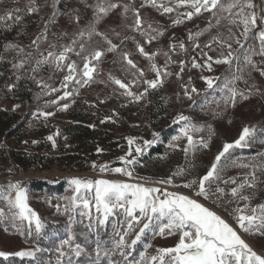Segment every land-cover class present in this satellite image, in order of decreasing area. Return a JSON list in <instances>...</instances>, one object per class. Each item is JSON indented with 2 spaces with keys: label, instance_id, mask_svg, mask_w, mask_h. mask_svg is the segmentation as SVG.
Listing matches in <instances>:
<instances>
[{
  "label": "snow or ice",
  "instance_id": "6c2138e0",
  "mask_svg": "<svg viewBox=\"0 0 264 264\" xmlns=\"http://www.w3.org/2000/svg\"><path fill=\"white\" fill-rule=\"evenodd\" d=\"M61 0H52L51 7L53 9L49 20L45 22V27L41 33L32 41V46L39 49V42L42 38L46 39V32L49 23L54 22L58 15H72L75 9L68 12H61L59 4ZM93 7V20L84 29H80L75 34L71 43L68 45L50 44L52 51H48L47 55L40 54V58L35 60V64L28 69L32 73L39 71L44 65H54L56 70L67 68V74L63 77L61 88L65 89L63 95L57 97L56 100L46 101V106L57 104L60 100L73 95V91H68L70 84L79 86L89 84L95 74L99 72V63L106 53H114L120 50V45L113 43L112 39L104 33L98 31L97 25L101 20L108 15L110 11L118 7H123L121 15H125L129 10V5H120L113 3L111 0H97ZM151 6L156 8L161 14L172 13L178 7H185L189 11L178 13L173 19L172 25H179L185 20H191L194 16L201 15L203 12L210 13V19L207 26L199 31L188 32V40L193 42V48L199 49L201 45L196 42L200 36L208 32L213 27H219L221 21L226 20L228 24L227 35L218 33L211 37L203 48L209 51L219 50V56L214 58L208 55L207 51L201 50L200 55L204 57L203 63H198L196 57L192 58V67L206 69L211 72L213 64H226L231 66L239 60V57L232 50V42L240 46V50L244 51V64L251 66L253 71L259 72L264 76V67L258 66L252 59L254 55L264 57V27L258 30V22L264 23V0H260L257 4L254 0H176L172 6H166L161 0H143L141 7ZM28 14L37 13L40 8L35 4V0H29L26 9ZM21 9L16 8L0 15V21L20 22L22 16L19 14ZM134 22L130 26L136 31H140L142 36L146 37V43H151L164 35L163 30L149 28L156 35H151L150 32L142 29V19L139 15V10L134 11ZM75 22H79V16H73ZM215 24H212V20ZM10 29L12 25H7ZM239 30V36L233 32V28ZM96 35L103 39L107 44L106 48H95L86 51V44L80 43L78 38L87 36L91 40L92 36ZM117 37L119 33H115ZM255 40V46L245 50V43L249 40ZM129 39V37H125ZM134 39V38H132ZM174 39V35L173 38ZM79 44V50L76 45ZM123 44V40H121ZM215 46V47H214ZM59 47V51H55ZM138 52L150 63V70L156 74L155 79L143 80L144 72L142 69H137L136 63L130 58L128 51L121 52V58L129 69L136 70L133 74L131 84H138L140 80L147 85L144 91L140 94L133 93L130 90L129 84L122 82L120 79L109 76L119 89L123 90L124 95L139 101L148 92L149 89H156L163 85L164 77L172 75L167 70L168 64L176 63L171 59L169 52H175L179 49L186 52L185 43L169 44V52H165V65L163 68L154 62V58L159 52L149 53L145 51L144 46L136 42ZM5 51L16 50L18 54H24V49L18 44L8 42L4 45ZM226 50V52H225ZM74 53L83 60V68L78 71L77 61L68 62L69 54ZM33 53L24 54V58L12 63V68L19 72L25 69L26 65L31 64ZM4 57L0 56V60ZM264 63V61H262ZM186 62H179L180 72L176 73L179 78L180 74L185 69ZM242 70L237 66V73ZM138 73V76H137ZM251 76V72L248 73ZM22 77L16 76L17 80ZM31 79L35 80L40 87L41 92L37 95V99L41 95L59 92L61 88H54L46 83L43 79L37 80L35 76ZM51 79V77H50ZM205 81L208 89H219L223 93L221 100L227 106L235 107L238 99H248L253 95L254 91L259 89L253 83L247 92L238 89L235 85L239 80H245L243 74H232L231 78L225 76L223 82L218 84L220 77L201 76ZM191 77H189V82ZM15 87L14 84L7 85L9 91ZM197 89L189 85H184V95L191 99L193 93H197ZM68 104H63L61 111L67 109ZM34 116L43 117L45 120L54 115L52 112H45L38 109ZM174 124L182 123L183 126L179 130V135L174 136L169 146L172 148L179 147L174 143L179 139L186 138L187 144L184 147V152L187 155L190 151L197 148H208V141L203 137L194 139L193 133H198L202 130L200 126L192 123L189 117L182 114L178 115L173 121ZM256 126H244L238 139L233 143H225L222 150L215 156L214 161L206 173L202 176L186 179L180 187L187 188L195 193L197 197L205 201H210L212 204L220 207L227 212L232 220L229 223L216 211L201 203L198 199H193L188 195L178 192L168 191L167 188H157L146 186L143 183H129L124 181L97 179H82L73 177L69 184L72 187V195L63 197L65 201L61 206L59 203L55 205L58 214H66L68 219L65 226V235L56 243L54 252L56 254L54 264H97L103 257L107 260V264H264V255L258 254L253 250L248 243L242 239L240 232L249 235L264 236V201L253 204L259 191L258 184L260 183L257 172H264V153H258L260 157L257 160L253 157L252 160L257 162L243 163L231 160L230 150L235 148H248L252 143H264L257 137ZM53 135L46 137L52 142L55 147V139ZM128 144L131 146L135 141L129 137ZM159 140V134H153V140H145L144 147L137 146L135 148L136 156H132L131 149L127 156H132L128 159L127 156H122L119 159L126 166H131L137 163V156L143 155L147 147L156 143ZM38 143V141H33ZM102 149H97L101 152ZM194 167V165H192ZM93 167H96L95 162ZM229 167L248 168L249 172L245 173L243 178L239 176H227L226 170ZM100 170H108V166L99 165ZM11 171V169H9ZM116 173H121L125 176L132 177L133 171L128 167H117L114 169ZM188 169L177 167L175 172L167 179L153 181L152 183L161 185H172L175 177H187ZM145 179V178H142ZM228 185H234L226 188ZM89 194H91L89 196ZM0 200L6 204L5 207H0V223H10L21 236L35 237L37 244L33 248L21 249L15 252L0 251V258L8 261L10 257H18L22 261H27L28 264H53L51 259H42L46 253L53 251L51 248H44L40 245L39 240H49L56 236L55 231L46 232V224L40 215L31 208L28 203L27 189L21 181L9 182L6 189L0 190ZM50 202V201H49ZM234 205L229 210V206ZM94 209V212H93ZM235 225V227L233 226ZM112 228L111 237L108 241L101 238V232L107 227ZM138 228V231L136 230ZM179 236L178 241L172 247H158L155 249V254L148 255L147 249L151 247L148 242V236ZM83 238V243L78 242V238ZM131 237V239H129ZM89 245H94V248L89 252ZM110 245V246H109ZM142 248L137 256L133 252L137 250V246ZM95 254V260L91 259L92 254ZM119 259H114L115 256ZM82 258H87L83 259Z\"/></svg>",
  "mask_w": 264,
  "mask_h": 264
},
{
  "label": "rangeland",
  "instance_id": "374dc122",
  "mask_svg": "<svg viewBox=\"0 0 264 264\" xmlns=\"http://www.w3.org/2000/svg\"><path fill=\"white\" fill-rule=\"evenodd\" d=\"M1 1V0H0ZM7 2V10L16 8L21 9V16L26 17L29 15L31 20L34 18L44 17L49 14L52 9V0H35V4L40 8L37 13L28 14L26 9L29 0H3ZM97 0H63L61 6L63 12L75 9L72 15L59 16L54 22L50 23L47 27L46 39L42 38L39 42V49L32 46V41L41 33L42 29H37L36 25H28V20H25L21 26L25 32L26 39L23 45L26 52H32L33 65L35 60L40 58V54L47 55L48 51H52L50 44L68 45L71 43L75 34L80 29L86 28L90 21L93 20V7L87 5H94ZM113 3L120 5H129V10L125 15H121L123 7L113 9L105 16L97 25L98 31L106 33L113 43L120 45V50L114 53H106L99 63V72L94 75L93 80L83 86L70 84L68 91H73V95L60 100L57 104L46 106V101L56 100L57 97L63 95L65 89L61 88L63 77L67 74V68L63 70H56L54 65H44L39 71L32 73L30 76H35L37 80L43 79L46 83L54 88H61L59 92L50 93L48 95H41L39 99L36 98L33 105H22L0 97V108H6L11 111L18 112L20 116L31 115L34 119L40 120L47 126V137L55 133H59L60 125L66 121L64 111H61L63 104L71 105L76 101L80 103H87L95 106V110L100 109L96 117L100 121V126L107 136H111L107 141L101 152L96 156L84 155H70L69 153L61 152L58 149L57 136H54L55 147L48 148L47 146L37 150V154L44 155L50 158L49 166L45 169L38 168V170H24L16 168L11 162H7L0 151V190L6 189L9 182L21 181L23 186L27 189L28 203L42 218L46 224V232L55 231L56 236L49 240L41 239L39 243L44 248H51L53 251L46 253L42 259H51L55 261L54 248L60 238L65 235V226L67 223L66 214H58L55 208L56 204L64 205L65 201L62 199L66 196L72 195V187L69 181L73 177L82 179H106L124 181L129 183H143L146 186L167 188L168 191L178 192L190 196L193 199L200 200L207 207L216 211L224 219L232 223L228 213L223 211L220 207L212 204L210 201H205L197 197L195 193L187 188L180 187L186 179L202 176L206 173L211 163L214 161L215 156L222 150L225 143H233L238 139L244 126H256L257 137L264 140V76L259 72L253 71L251 66L244 64L243 56L244 51L240 50V46L232 42V50L239 57L237 62H234L231 68L226 64H213L212 71L206 69L193 68L192 58L196 57L198 63H203L204 57L200 55L201 50L207 51L208 55L214 58L219 56V50L209 51L203 48V45L211 39L212 36L218 33L227 35L228 24L227 21H221L219 27H213L210 31L205 32L198 38L196 42L201 45V48L194 49L193 42L189 41L187 36L189 30L192 32L199 31L207 26L210 19V13L203 12L201 15L194 16L191 20H185L184 23L179 25H172L178 13L189 11L185 7H178L172 13L161 14L156 8L151 6L141 7L143 0H111ZM166 6H172L176 0H161ZM225 3L228 0H224ZM259 4L260 0H254ZM139 10V15L142 19V29L156 35L152 32L149 25L153 29L163 30L164 35L159 36L158 39L153 40L151 43H146V37L140 34V31L134 30L130 27L134 22V11ZM19 13V14H20ZM73 16H79V22L72 19ZM46 21V18L45 20ZM212 24H215L213 19ZM4 23H12V21H4ZM18 23V22H17ZM16 23V24H17ZM39 24V22H37ZM40 25V24H39ZM20 24L17 25L19 27ZM264 27V23L258 22V28ZM22 30V31H23ZM119 33L117 37L114 35ZM233 32L239 36V30L233 28ZM174 35V39L173 38ZM129 37V39H125ZM134 38V39H132ZM80 43L86 44L87 55L88 51L95 48H106L107 44L99 36L93 35L91 40L87 36L78 38ZM123 40V44H121ZM185 43L186 52L177 49L175 52H169V44ZM136 42L144 46L145 51L152 53L159 49V52L154 58V62L163 68L166 61L165 52H169L171 59L176 63L168 64L167 70L172 73L170 76L164 77L163 85L156 89H149L147 94L139 101L128 97L115 85L109 76L120 79L122 82L129 84L130 90L133 93L140 94L144 91L146 84L143 80H151L156 78V74L150 70V61L138 52ZM255 46L254 38L245 43V50L249 47ZM215 47V46H214ZM79 50V44L76 45ZM59 47L55 51H59ZM128 51L130 58L136 63L137 69H142L144 72L143 80L138 84H131L133 79V72L136 70L129 69L121 58V52ZM226 52V50H225ZM253 61L260 67H264V57L254 55ZM77 61L78 71L83 68V60L81 57L76 56L74 53L69 54V60ZM184 60L186 62L184 71L178 78L176 73L180 72L179 62ZM241 68L242 72L237 73V66ZM251 72V76L248 73ZM243 74L247 83L244 80L236 82V87L242 91L247 92L248 88L255 83L259 89L258 92L253 93L248 99H238L235 107L225 106L221 100L223 93L219 89H208L201 76L220 77L221 80L218 84L223 82L225 76L231 78L232 74ZM138 76V73H137ZM51 77V79H50ZM189 77L191 81L189 82ZM33 80V79H32ZM34 87H37L38 94L41 92L40 87L33 80ZM184 85H189V88L194 86L198 91L193 93L191 99L184 95ZM38 109L45 112H52L54 115L48 117L46 120L43 117L34 116ZM189 117L192 123L200 126L202 130L198 133H193L194 139L203 137L208 141V148H197L190 151L187 155L184 152V147L187 144L186 138H181L174 143L179 147L172 148L169 146L172 138L179 135V130L183 126L182 123L174 124L173 121L178 115ZM159 134V140L147 147L143 155L137 156V163L131 166H126L119 158L127 156L130 149L132 156H136L135 148L139 145L144 147L145 140H153V134ZM129 137L134 138V143L130 146L128 144ZM169 137V138H168ZM167 138V139H166ZM163 145V152H153V147ZM2 146H0L1 149ZM116 155H112V151L116 150ZM258 153H264V143H252L248 148H235L230 150V159L243 163H255L260 159ZM71 154H76L72 152ZM132 156H127L131 159ZM256 157L257 160H252ZM47 161V162H48ZM95 162L96 167H93ZM41 163H43L41 161ZM107 165L108 170L101 171L99 165ZM194 165V167L192 166ZM117 167H128L133 171V176L128 177L121 173L114 171ZM177 167H184L188 169L187 177H175L172 185H161L152 183L161 179H167L175 172ZM11 169V171H9ZM248 168L229 167L226 170L227 176H239L243 178L244 174L249 172ZM260 183L258 184L259 191L253 204L264 201V172H257ZM145 178V179H142ZM38 184H41L38 188ZM62 184L64 190L62 192H52L49 187H56ZM234 185H228L230 188ZM57 191V190H56ZM91 194H89L90 196ZM50 201V202H49ZM234 205L229 206V210ZM0 207H5L6 204L0 200ZM94 212V209H93ZM235 227V225H233ZM138 231V228L136 229ZM112 228L109 226L106 230L101 232V238L108 241L111 237ZM242 239L253 248L260 255H264V236L249 235L240 232ZM178 234L172 236H148V242L151 247L147 249L148 255L155 254V249L158 247H172L178 241ZM131 239V237L129 238ZM78 242L83 243V238H78ZM37 244L35 237L21 236L18 231L10 223H0V251L15 252L21 249L33 248ZM110 246V245H109ZM89 252L92 251L94 245H89ZM142 248L138 245L137 250L133 252L134 256L138 258V252ZM83 259L87 258H82ZM95 260V254L91 256ZM114 259H119L115 256ZM104 260L102 257L100 261ZM0 264H28L27 261H22L18 257H10L8 261H0Z\"/></svg>",
  "mask_w": 264,
  "mask_h": 264
},
{
  "label": "trees",
  "instance_id": "16d2710c",
  "mask_svg": "<svg viewBox=\"0 0 264 264\" xmlns=\"http://www.w3.org/2000/svg\"><path fill=\"white\" fill-rule=\"evenodd\" d=\"M6 4L7 2L0 1V15L8 11ZM62 4L63 0H61L59 8H61ZM60 11L63 12L62 9ZM52 12L53 9H50L48 15L40 18V20L34 18L33 21L27 15L26 17H22L21 21L17 24L13 23V21L9 24L0 21V56L4 57L3 60H0V97L5 96L6 99L21 103L22 105L35 104L38 91L37 87L33 85V80L28 70L34 61L31 60V64L26 65L25 69H21L19 72H16L12 68V63L23 59L24 54L27 53L23 45L26 35L22 29V20H28V25H36L37 29L39 27L44 28L45 22L49 20ZM59 16L63 17V15H58L55 20ZM45 18L46 21H44ZM18 24H20L19 27H17ZM7 25H12V27L9 29ZM8 42L18 44L24 49V54H18L16 50L5 51L4 45ZM17 75H20L22 78L17 80ZM10 84L15 85L11 91L7 88V85ZM99 111L100 109L95 110V106L80 103L79 101L69 105L64 111L66 121H63L60 125L57 136L58 149L70 155H78V157L79 155L80 157L81 155H84L82 157L98 155L97 149L104 147L111 137L110 135L107 136V132L100 126V121L96 117ZM47 131V126L40 120L34 119L31 115L20 116L18 112L0 108L1 155H3L7 162L15 165L16 168L21 170H38V168L45 169L49 166L48 160L50 158L36 153L38 149L44 146L51 147V143H48L46 139ZM33 141H38V143H33ZM116 151L117 149L113 150L112 155H116ZM151 151L162 153L163 145L153 147ZM72 152L76 154H71ZM40 185L38 184V188L41 187ZM49 189L52 192L59 193L64 190L62 184H58L56 187L50 186ZM2 260L0 258V261ZM97 264H107V260L98 261Z\"/></svg>",
  "mask_w": 264,
  "mask_h": 264
}]
</instances>
